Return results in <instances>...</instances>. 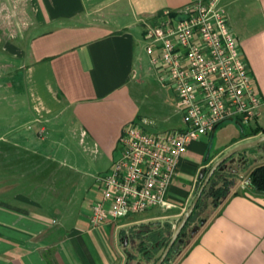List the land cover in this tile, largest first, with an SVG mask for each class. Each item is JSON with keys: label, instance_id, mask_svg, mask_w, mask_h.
I'll use <instances>...</instances> for the list:
<instances>
[{"label": "crops", "instance_id": "crops-1", "mask_svg": "<svg viewBox=\"0 0 264 264\" xmlns=\"http://www.w3.org/2000/svg\"><path fill=\"white\" fill-rule=\"evenodd\" d=\"M197 1L0 0V89L9 93L4 100L13 116L9 132L0 133V161L10 163L8 176L26 179L0 199V264H143L141 231L175 227L211 167L264 135V0H219L262 102L258 118L249 128L229 120L191 143L170 190L175 208L91 223L103 193L100 177L119 158L128 126L147 118L140 101L148 79L156 74L162 88L173 91L151 64L145 23ZM229 124L239 136L213 153L216 133ZM63 133L78 139L80 152L58 138ZM18 149L24 155L14 153ZM207 204L198 218L207 215ZM203 222L191 226L198 229L192 241L185 239L182 253L167 264H264V194L246 181Z\"/></svg>", "mask_w": 264, "mask_h": 264}, {"label": "built area", "instance_id": "built-area-1", "mask_svg": "<svg viewBox=\"0 0 264 264\" xmlns=\"http://www.w3.org/2000/svg\"><path fill=\"white\" fill-rule=\"evenodd\" d=\"M218 2L198 0L145 23L151 64L172 87L183 126L152 132L147 118L128 126L119 158L100 177L103 193L92 206L93 226L175 208L170 190L191 143L229 120L249 128L258 118L261 99Z\"/></svg>", "mask_w": 264, "mask_h": 264}, {"label": "rangeland", "instance_id": "rangeland-1", "mask_svg": "<svg viewBox=\"0 0 264 264\" xmlns=\"http://www.w3.org/2000/svg\"><path fill=\"white\" fill-rule=\"evenodd\" d=\"M147 66H149L147 64ZM158 75L153 74L148 79V86L144 92L143 100L140 101L143 103V105L146 106L145 111L142 112V114L147 117L149 120H152L154 122L153 126L149 127V130L152 132H164L167 130L175 129L180 126H183L182 122V115L177 109L176 103H175V95L172 90L167 88H162V86L158 82ZM5 97L9 99V93H7L4 89H0V133L3 132H9L7 129L9 128L10 124H12V111L9 108V100H4ZM169 100L168 107L162 110V101L164 98ZM66 131V130H65ZM245 132L248 133L249 129H245ZM240 129L237 128L233 124H229L227 127L219 130L215 135L214 145H213V153L215 152L218 145L224 146L225 144L229 143L232 139H235L239 136ZM58 138L64 139L65 141H71L75 148L74 151L80 152L79 145L77 143L78 139L76 137L69 138V135L60 134L58 135ZM76 138V140L74 139ZM5 150V149H3ZM4 152V151H3ZM6 153H11L9 150H6ZM14 153L21 154L23 151H20L18 149L17 151H14ZM88 155L91 154V152L87 153ZM24 155V154H21ZM3 157V155L0 154V157ZM251 159V160H250ZM247 161V162H244ZM21 164V162H20ZM256 164V166H255ZM264 164V143H262L260 146L251 148L246 150L243 154H237L233 158H231L224 166L221 168L220 172L221 175L219 177L218 184L214 187H220L219 189H224L225 196L213 198L212 197H206L203 201L202 210L207 207V202L210 203L209 206L210 209L207 212V215L201 213L199 219H203V221H206L208 217H210L214 212H216L217 208L221 206L223 200L230 195L233 190L236 188V186L243 181H247L250 175V172L257 166ZM9 168L10 163L7 161H0V199L8 198L6 193L8 192L9 188L15 184L25 186L26 179H13L9 174ZM102 170V169H101ZM7 171V172H5ZM5 176H2L1 174H4ZM98 176V174L94 175V177ZM76 178H73L75 180ZM90 179V178H89ZM14 180V181H13ZM88 180V179H87ZM86 179V183L88 182ZM76 181H79V179H76ZM92 182V178H91ZM229 183L226 185L225 183ZM212 187V186H210ZM212 188V189H213ZM211 189V190H212ZM82 195H80L81 197ZM208 198V199H207ZM208 200V201H207ZM201 210V209H200ZM162 213L160 208H155L152 210H149L148 212L142 214L141 216H160ZM203 217V218H202ZM165 220H160V223H164ZM154 223H159L154 222ZM199 225V223L197 224ZM200 226V225H199ZM193 228L190 227L186 231L185 239H188L189 244L192 241L193 236ZM193 235V236H192ZM186 246V245H185ZM161 255V253L159 254ZM141 256V255H140ZM139 256V259L141 262L144 261L143 264H152V261H145V259L141 256Z\"/></svg>", "mask_w": 264, "mask_h": 264}, {"label": "trees", "instance_id": "trees-1", "mask_svg": "<svg viewBox=\"0 0 264 264\" xmlns=\"http://www.w3.org/2000/svg\"><path fill=\"white\" fill-rule=\"evenodd\" d=\"M259 134V131H255L252 136H256ZM245 151L239 153L243 154ZM229 161V160H228ZM227 161V162H228ZM226 164V162L224 163ZM224 164L214 173L213 177L211 178L208 186L205 188L197 206L194 210L191 218L189 219L188 223L186 224L185 228L181 232L178 240L174 244V246L171 249V252L169 254V257L171 258L173 254H181V246L185 242V234L188 228L193 226L196 221L199 223V225L203 226L204 222L202 224L203 219L198 218V211L203 206V200L204 196L207 194L209 187L212 185L216 186L219 181V177L221 175V168L224 166ZM228 185L229 183H225ZM249 185L252 188V190L258 194H264V164L259 165L255 167L249 175ZM220 187H214L211 191V197L217 198L225 196L224 189H219ZM219 209V207L217 208ZM180 221V219H179ZM178 221V222H179ZM207 223V222H206ZM205 223V224H206ZM205 226V225H204ZM176 227V226H175ZM175 227L171 226L170 224L166 223L163 225H160L156 228H150L149 226L146 227V229H143L141 233L138 235V248L140 249V255L148 261H152V264H155L159 258L161 257L163 251L171 241L172 235L174 233ZM139 233V232H138ZM133 238V237H132ZM188 240V239H187ZM161 253V255H159ZM168 262H165L164 264H167Z\"/></svg>", "mask_w": 264, "mask_h": 264}, {"label": "water", "instance_id": "water-1", "mask_svg": "<svg viewBox=\"0 0 264 264\" xmlns=\"http://www.w3.org/2000/svg\"><path fill=\"white\" fill-rule=\"evenodd\" d=\"M262 143H264V135L259 137L258 139L251 141V142H247L244 144H241L233 149H231L228 153H226L223 157H221L210 169V171L208 172V174L206 175L193 203L190 205V207L184 212V214L181 216L180 221L177 223L174 233L172 235L171 241L169 242V244L167 245V247L165 248V250L163 251L161 257L159 258V260L155 263V264H164L165 262H168L170 260L169 254L171 252L172 247L174 246V244L176 243V241L178 240L181 232L183 231V229L185 228L186 224L188 223L189 219L191 218L194 210L196 209V206L205 190V188L208 186L211 178L213 177L214 173L228 160H230L231 158H233L235 155L246 151L248 149L260 146ZM198 229H196L197 231ZM193 232V235L195 234V232Z\"/></svg>", "mask_w": 264, "mask_h": 264}]
</instances>
